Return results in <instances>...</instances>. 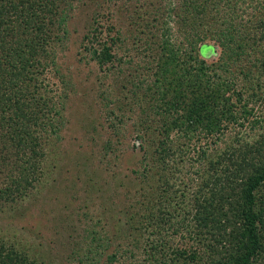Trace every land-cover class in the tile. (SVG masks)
I'll use <instances>...</instances> for the list:
<instances>
[{
  "label": "trees",
  "instance_id": "trees-1",
  "mask_svg": "<svg viewBox=\"0 0 264 264\" xmlns=\"http://www.w3.org/2000/svg\"><path fill=\"white\" fill-rule=\"evenodd\" d=\"M166 1L169 17L163 18L159 38L151 41L142 37L147 52L139 53L143 59L147 55L154 58L152 66L146 67L154 71L151 75L155 79L143 80L139 69L144 64H137L122 89L127 87V97L134 95L137 103L147 97L152 100L150 111L142 108V115L161 119L157 126L160 133L150 143L142 144L146 151L140 171L143 181L149 182L156 164L164 166L168 161L172 132L202 142L195 160L200 166L193 205L190 209L160 205L159 211H166L163 214H156L152 208L148 213H140L141 209L130 213V228L126 226L117 244L113 241L116 232L102 235L93 227L87 233L91 236L87 254L80 257L79 253L77 258L81 264H123L129 258L132 264L136 257H143L145 264H263L264 134L254 143L232 140L220 150L221 139L230 127L248 119L254 103L264 101L263 88L255 82L252 71L260 60H252L259 35H251L248 30L220 33L215 24L221 25V19L207 20L204 0ZM227 1L230 9L236 8L238 0ZM253 3L250 1L244 9H254L258 25L264 26V6L250 8ZM72 6L69 3L59 9L56 0H0V134L4 132V145L10 141L16 154L9 164L19 170L12 185L0 187V202L10 197L16 200L17 193L30 185L29 175L42 167L43 152L38 148L40 139L34 125L42 116L54 122V115L51 111L39 114V109L47 108V102L40 97L31 99V94L43 87V82L38 84L41 77L35 67L41 64L39 53L44 52L46 42L59 44L67 39ZM176 7L179 9L174 10ZM121 13L124 18L121 11L112 20L122 18ZM100 20L95 16L82 38V48L84 57L107 73L118 60L114 47L124 43H119L121 35L113 22L106 26ZM51 25L56 30H51ZM143 29L138 25L141 35ZM212 39H217L222 51L215 61L208 62L209 56H203L201 47ZM51 62L56 64L54 58ZM48 65L42 64V69ZM154 146L159 149L151 150ZM167 188L171 193L170 179ZM161 226L173 229L186 241V247L169 236L157 238ZM120 246H124L122 251ZM0 264L41 263L29 260L27 252L2 239Z\"/></svg>",
  "mask_w": 264,
  "mask_h": 264
},
{
  "label": "rangeland",
  "instance_id": "rangeland-1",
  "mask_svg": "<svg viewBox=\"0 0 264 264\" xmlns=\"http://www.w3.org/2000/svg\"><path fill=\"white\" fill-rule=\"evenodd\" d=\"M250 1L254 2L250 8L259 10L264 6V0H238L236 8L230 9L227 0H204L203 11L211 22L214 18L221 19V25L215 24L220 33L248 30L251 35H259L257 49L252 50V60L259 57L260 60L252 66V71L264 93V36H261L264 26L258 25L254 9H244ZM166 2L56 0L59 9L69 3L73 6L67 39L59 44L53 40L46 42L44 52L39 53L41 64L35 67L41 77L38 84L43 82V87L37 94H31V99L42 98L47 102L48 109L39 106L42 108L38 110L39 114L51 111L54 115V122L42 116L34 125L40 139L38 148L43 152L40 156L42 167L29 175L30 185L17 193L16 200L11 201L10 197L0 202V240L13 244L20 252H27L29 260L41 264H81L77 256L87 254V242L91 237L87 233L93 227L100 229L102 235H112L110 230L116 232L113 241L117 244L126 226L130 228L127 224L130 213L140 212V209V213H148L152 208L156 214H163L166 211H159L160 205L173 209L178 205L190 209L193 205L200 166L196 158L202 142L189 141L172 132L168 161L164 166L160 162L156 164L149 182L143 181L140 171L146 151L142 144L150 143L160 133L159 116L154 120L152 115H142L141 109L150 111L153 101L147 97L137 103L134 95L127 97V87L122 89L134 75L137 64H144L139 69L144 74L143 80L152 78L154 81L155 77L151 75L154 71L146 67L147 64L152 66L154 58L147 55L143 59L139 53L147 52L143 38L151 41L159 38L163 18L169 17ZM121 11L125 12V17L121 13L122 18L112 20L113 15ZM95 16L106 26L113 22L121 35L119 43H124L123 47H114L118 60L107 73L93 60L85 58L82 48V38ZM138 25L144 28L142 35L137 30ZM50 29L56 30V26L51 25ZM201 48L203 56H209L208 62L215 61L222 51L217 39L209 40ZM52 58L56 64L51 62ZM44 63H49V67L42 69ZM254 105L253 113L248 117L250 121L245 119L240 123L242 125L231 126L221 139L220 150L232 140L241 141V144L254 143L264 134V101ZM3 134L1 131L0 187L12 185L19 175L17 167L9 164L14 162L16 154L10 141L4 145ZM156 148L159 149L154 146L151 150ZM169 179L171 193L167 188ZM150 183L155 187L152 188ZM170 195L176 198L172 200ZM162 227L157 238L169 236L186 247V241L174 234L173 229ZM143 240L145 243L146 236ZM123 247L120 246V251ZM122 263L131 264V259ZM132 264H145L144 258L136 257Z\"/></svg>",
  "mask_w": 264,
  "mask_h": 264
}]
</instances>
